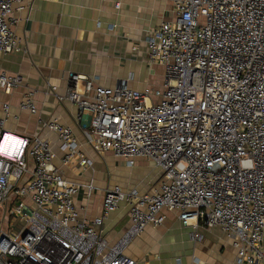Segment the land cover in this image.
Instances as JSON below:
<instances>
[{"label":"built area","instance_id":"2783aa9c","mask_svg":"<svg viewBox=\"0 0 264 264\" xmlns=\"http://www.w3.org/2000/svg\"><path fill=\"white\" fill-rule=\"evenodd\" d=\"M172 10L147 41L148 64L163 70L160 86L135 89L132 76L95 86L71 72L59 96L78 106L98 156L110 152L129 166L150 160L162 172L157 188H107L100 215L81 218V185L55 165L51 139L9 130L12 104L0 102V264H141L125 245L148 225L162 226L171 210L186 225L221 228L236 248L234 264H264V0H173ZM26 11L32 0H0V57L20 49ZM23 81L0 65V96ZM18 108L39 111L34 89ZM44 125L64 165H93L72 126ZM121 202L131 225L111 245L103 225Z\"/></svg>","mask_w":264,"mask_h":264},{"label":"crops","instance_id":"0c3cea01","mask_svg":"<svg viewBox=\"0 0 264 264\" xmlns=\"http://www.w3.org/2000/svg\"><path fill=\"white\" fill-rule=\"evenodd\" d=\"M172 9L173 0H32V11L23 12L16 28L20 49L0 57L3 69L24 78L17 89L0 96V102L12 104L6 127L51 139L55 165L81 185L75 198L81 218L100 215L107 188L151 191L160 185L162 172L145 158L129 166L110 152L98 156L85 142L78 106L59 96L65 94L71 72L94 79L95 86L113 87L131 76L129 84L135 89L160 86L163 70L148 64L147 41L153 29L171 18ZM28 89L35 90V114L18 108ZM53 119L72 126L80 150L93 160L91 167H80L77 159L71 165L62 163L57 136L44 125ZM91 183L94 189L88 195ZM130 225L128 206L121 202L105 220L104 236L116 244ZM197 230L204 236L200 241L193 236ZM124 253L141 264H234L237 251L221 228L186 225L179 211L171 210L162 226L148 225L125 245Z\"/></svg>","mask_w":264,"mask_h":264},{"label":"rangeland","instance_id":"374dc122","mask_svg":"<svg viewBox=\"0 0 264 264\" xmlns=\"http://www.w3.org/2000/svg\"><path fill=\"white\" fill-rule=\"evenodd\" d=\"M172 17V16H171Z\"/></svg>","mask_w":264,"mask_h":264}]
</instances>
